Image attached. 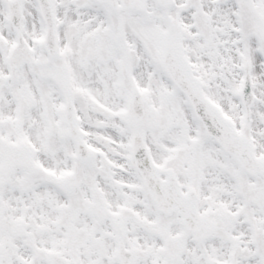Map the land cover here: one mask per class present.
Segmentation results:
<instances>
[{
    "label": "snow or ice",
    "instance_id": "snow-or-ice-1",
    "mask_svg": "<svg viewBox=\"0 0 264 264\" xmlns=\"http://www.w3.org/2000/svg\"><path fill=\"white\" fill-rule=\"evenodd\" d=\"M0 264H264V0H0Z\"/></svg>",
    "mask_w": 264,
    "mask_h": 264
}]
</instances>
